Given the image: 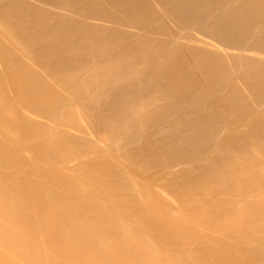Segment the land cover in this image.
I'll list each match as a JSON object with an SVG mask.
<instances>
[{"label": "bare ground", "instance_id": "obj_1", "mask_svg": "<svg viewBox=\"0 0 264 264\" xmlns=\"http://www.w3.org/2000/svg\"><path fill=\"white\" fill-rule=\"evenodd\" d=\"M0 264H264V0H0Z\"/></svg>", "mask_w": 264, "mask_h": 264}]
</instances>
